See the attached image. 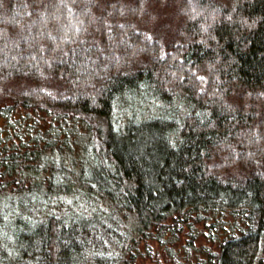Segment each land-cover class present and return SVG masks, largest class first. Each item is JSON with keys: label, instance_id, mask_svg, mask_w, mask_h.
I'll list each match as a JSON object with an SVG mask.
<instances>
[{"label": "trees", "instance_id": "trees-1", "mask_svg": "<svg viewBox=\"0 0 264 264\" xmlns=\"http://www.w3.org/2000/svg\"><path fill=\"white\" fill-rule=\"evenodd\" d=\"M196 224L208 264L262 263L264 0H0V264H139Z\"/></svg>", "mask_w": 264, "mask_h": 264}, {"label": "rangeland", "instance_id": "rangeland-1", "mask_svg": "<svg viewBox=\"0 0 264 264\" xmlns=\"http://www.w3.org/2000/svg\"><path fill=\"white\" fill-rule=\"evenodd\" d=\"M162 13L163 16L166 17L160 19V25L162 29H164V33L166 31H170L172 28V23L170 22L172 16L170 10L167 9L163 10ZM156 105H159V107L162 108L159 103H156ZM161 108L154 109V111L159 113L162 111ZM149 112L147 111L146 113ZM246 175L247 170L242 167H238L234 170L228 171L225 176L223 175V178L224 180L241 181ZM223 178L221 177V179ZM73 202L74 201L72 199L67 201V203L70 204L71 209L68 210L65 208L62 211L66 214L69 213V215L75 216L76 214L86 215L88 210L91 211V209L95 208L93 205L89 206V204L87 205L80 200L75 202V204H73ZM49 205L51 204L49 203ZM45 209L48 213H51L55 212L57 208L55 207L54 203L51 205V207L47 205ZM103 223L106 224L105 221ZM196 229L198 230V235L195 237L194 241L192 240L193 243L189 242L191 237L186 228L177 235L167 234L162 241H157L155 239L147 240L146 242L142 241L139 243V249L141 252L137 257V262L139 264H208L206 262V251L203 249V246L208 247L210 250H214V247H212L210 243L201 236L202 227L200 224H196ZM111 238H114V236L111 235ZM95 240L99 241L100 243L97 250H99L101 246L108 249L111 248V245L108 244V241L99 234H94L90 239H88L89 245L90 242ZM93 251L96 252L95 250ZM87 254H90V252ZM261 264H264V256Z\"/></svg>", "mask_w": 264, "mask_h": 264}]
</instances>
